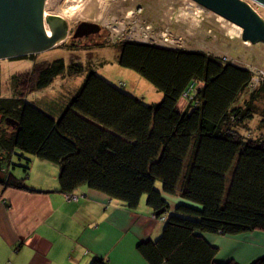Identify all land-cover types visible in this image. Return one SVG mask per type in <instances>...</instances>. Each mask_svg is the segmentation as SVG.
Wrapping results in <instances>:
<instances>
[{
  "label": "trees",
  "instance_id": "trees-1",
  "mask_svg": "<svg viewBox=\"0 0 264 264\" xmlns=\"http://www.w3.org/2000/svg\"><path fill=\"white\" fill-rule=\"evenodd\" d=\"M119 64L163 93L147 102L90 69L59 116L29 98L84 64L65 58L36 61L11 75L3 94L0 65V181L26 188L14 175V157L26 155L59 167V190L71 198L86 187L139 207L147 195L162 234L143 240L150 264H240L217 261L208 234L264 231V77L210 53L124 40ZM263 104V106H261ZM261 107V108H260ZM161 181L162 185L158 186ZM168 196L178 197L174 209ZM164 218V219H163ZM90 264H111L95 256ZM250 264H264V255Z\"/></svg>",
  "mask_w": 264,
  "mask_h": 264
},
{
  "label": "rangeland",
  "instance_id": "rangeland-1",
  "mask_svg": "<svg viewBox=\"0 0 264 264\" xmlns=\"http://www.w3.org/2000/svg\"><path fill=\"white\" fill-rule=\"evenodd\" d=\"M193 1V0H192ZM264 19V6L253 0H244ZM191 0H43V15L65 21V37L56 46L35 55L36 61H52L63 57L69 66L73 59H78L86 67L82 73L64 74L56 76L53 82L40 90L33 91L29 98L55 116H59L63 105L71 95L81 86L86 74L94 69L98 74L122 85L121 88L140 97L144 101L152 93L161 94L155 86L133 69L119 64V50L115 45L124 40L154 43L165 47L198 50L221 57L237 65L249 67L256 77H264V41L248 42L240 36L231 33L233 22H228L218 13L200 5L189 7ZM71 6H79L80 12L75 15L66 13ZM221 17V18H220ZM95 23L100 30L82 37H74L73 32L81 22ZM47 27L49 26L45 21ZM231 28V29H230ZM64 40V41H63ZM63 41V42H62ZM19 56L14 58L26 57ZM0 59L3 94H11L10 78L16 72H22L33 67L34 60L29 58ZM259 81V79H258ZM161 99H158L159 102ZM149 102V101H148ZM263 106V104H261ZM261 108V107H260ZM260 116L250 121V127L260 129ZM26 159L18 160L14 157V174L24 178L27 162L29 175L52 174L57 164L40 159L33 155H26ZM47 162H41V161ZM40 163H48L43 168ZM13 169V168H12ZM26 184L35 186L25 177ZM161 186L162 182H157ZM41 184V183H40ZM42 185V184H41ZM147 201V195L141 199ZM157 217L156 215H153ZM164 221H161L162 229ZM158 238V237H157Z\"/></svg>",
  "mask_w": 264,
  "mask_h": 264
},
{
  "label": "crops",
  "instance_id": "crops-1",
  "mask_svg": "<svg viewBox=\"0 0 264 264\" xmlns=\"http://www.w3.org/2000/svg\"><path fill=\"white\" fill-rule=\"evenodd\" d=\"M150 92L149 103L161 99V94ZM40 164L43 168L48 163ZM56 170L46 178L31 171L28 179L35 186L26 188L0 181V264H90L95 256L111 264H150L138 245L162 234V220L153 216L147 201L129 209L124 202L86 187L69 198L58 188ZM168 200L174 209L179 198L168 196ZM204 235L219 247L217 261L234 258L250 264L264 255L263 230Z\"/></svg>",
  "mask_w": 264,
  "mask_h": 264
},
{
  "label": "water",
  "instance_id": "water-1",
  "mask_svg": "<svg viewBox=\"0 0 264 264\" xmlns=\"http://www.w3.org/2000/svg\"><path fill=\"white\" fill-rule=\"evenodd\" d=\"M243 28L245 41H264V19L244 0H194ZM264 6V0H253ZM43 0H0V59L40 53L56 46L65 35L55 26L65 21L43 15ZM50 35L47 33L46 23ZM59 27V26H57ZM100 30L98 24L81 22L75 36Z\"/></svg>",
  "mask_w": 264,
  "mask_h": 264
},
{
  "label": "bare ground",
  "instance_id": "bare-ground-1",
  "mask_svg": "<svg viewBox=\"0 0 264 264\" xmlns=\"http://www.w3.org/2000/svg\"><path fill=\"white\" fill-rule=\"evenodd\" d=\"M194 3H197L196 1H192L191 0V2L189 3L190 4V6L189 7H193V6H195L196 7V4H194ZM198 4V3H197ZM80 7L79 6H71V7H69L67 10H66V13H69V14H71V15H75V14H77L78 12H80L79 9ZM221 18V17H220ZM222 18H224V17H222ZM228 21V20H227ZM228 22H231V21H228ZM232 23V22H231ZM95 24V23H94ZM46 29H47V33H48V35H50V32H49V26L47 27L46 26ZM231 29V28H230ZM242 31H243V28L241 27V26H239V25H237V24H235V23H233L232 24V29H231V33H236L237 32V36H240L241 35V33H242ZM92 33H95V32H92ZM91 33V34H92ZM85 35H88V34H85ZM64 41V40H63ZM62 41V42H63ZM248 42H250V41H246V43H248ZM58 43V42H57Z\"/></svg>",
  "mask_w": 264,
  "mask_h": 264
},
{
  "label": "flooded vegetation",
  "instance_id": "flooded-vegetation-1",
  "mask_svg": "<svg viewBox=\"0 0 264 264\" xmlns=\"http://www.w3.org/2000/svg\"><path fill=\"white\" fill-rule=\"evenodd\" d=\"M80 25V23L78 24V26ZM57 26H59V27H57ZM78 26H77V28H78ZM77 28H76V30L73 32V35H74V37H76L75 36V33H76V31H77ZM55 29H56V34H59V35H65V30H66V27H63L62 25H59V23H58V25H56L55 26ZM89 34H91V33H89ZM88 34V35H89ZM83 36H85V35H83ZM78 37H82V36H78ZM77 38V37H76Z\"/></svg>",
  "mask_w": 264,
  "mask_h": 264
},
{
  "label": "built area",
  "instance_id": "built-area-1",
  "mask_svg": "<svg viewBox=\"0 0 264 264\" xmlns=\"http://www.w3.org/2000/svg\"><path fill=\"white\" fill-rule=\"evenodd\" d=\"M256 81H258V78H256ZM164 219V218H163Z\"/></svg>",
  "mask_w": 264,
  "mask_h": 264
}]
</instances>
